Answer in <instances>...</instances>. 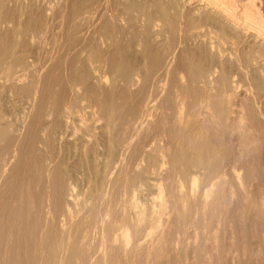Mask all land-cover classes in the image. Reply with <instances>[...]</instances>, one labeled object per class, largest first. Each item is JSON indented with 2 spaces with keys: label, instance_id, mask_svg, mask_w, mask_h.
Instances as JSON below:
<instances>
[{
  "label": "rangeland",
  "instance_id": "1",
  "mask_svg": "<svg viewBox=\"0 0 264 264\" xmlns=\"http://www.w3.org/2000/svg\"><path fill=\"white\" fill-rule=\"evenodd\" d=\"M103 1L105 0H19V1L8 0L7 2L8 6H10L7 16L11 17L12 22L0 28V33H2L0 35H4L3 32L9 31L16 24V22L23 21L22 25L25 26L27 25V32L25 33V36L23 38L22 37L20 38L21 46L20 45L16 46L15 54L17 53L19 54L20 52H23L24 55L26 56L28 60V64L30 65L29 72L33 76L32 82L34 80V84L31 83V85H29L28 88H21L20 91L19 83H21L22 81L19 82L16 81L17 82L16 83L15 81L13 82L12 79L11 78L9 79L8 77L4 79L0 78V128L4 129L3 131L4 133L2 132V134L0 135L1 136L0 137V176L3 174L0 177L2 179V180L0 179V235H1L0 264H15L16 262L18 264H24V263L36 264L34 263L35 261L33 258L36 255L29 254L30 253L29 246L31 243L35 244L38 248L41 247V251L39 252V255H37L39 256L37 258V264H55L54 257L52 256L48 257L46 255V253L49 252V249H51L50 247H53V243H54V241L52 242V237L51 236L49 237L47 227H44L43 222L37 228H34L31 225V219L33 213L36 211L37 208H39V206H41L40 208L42 209L46 208V206H48V200L44 201L45 203L40 204L33 202V200L29 202V200L26 199L27 192L36 193L41 188V185L38 184V182L36 183L38 177L40 178L42 176L41 177L42 180H47L50 177L51 172L49 173V171L50 168L52 167L51 165L53 164V161L60 162L63 172H68V175L66 177L67 180L66 185L68 183V187L70 186L69 188H71V190L74 189L73 190L74 195L76 194L75 197L78 200L77 203L79 204V206L82 205L87 208L89 206H97V212H99V214L101 213L103 216L102 212L104 211L105 207L107 205L109 206L112 205L110 213L112 214L113 217L114 216L117 217L120 214V209L122 207L123 208L126 207V209H128V205L130 206V203H128L129 200L128 196L123 191L122 185H120V180L122 178V175H120L121 177L117 178L118 180L117 185L113 184V182L107 183L108 176L104 175V170L106 168L109 159L106 144L110 138L108 136L110 128L104 122L105 120L99 117L95 108L88 106L87 99L84 98L83 100H81L80 102L81 105L76 112L75 111L72 112L67 117L65 116L59 117V119H57V121L53 124L50 123V120L48 122V119H50L51 109L54 108L55 106L54 103L57 101V97H56L57 95L55 92L56 84L50 82L46 72L48 70L47 67L49 63H53V70L51 77L55 75L56 76L65 75L68 74L70 70L72 71V69L75 68V65L77 63L76 59L78 57L82 61L85 60L86 63H91L92 61H94L95 59L94 57H98L101 60V58H103L107 54L109 55L114 51H118L122 61L131 63L134 68L140 65L141 63L144 64L149 62L150 60L148 58L150 57V59L152 60L154 55H157V53L158 56L160 55L159 56L160 58L162 57L161 58L162 61L165 55L167 54V51L172 49L170 47H172L171 45H173L174 41H176L175 38L177 39L178 36L177 30L179 27L178 24L182 25V22L184 21L187 22L185 19H189V18L180 17V14L182 12L181 11L182 0H176V1L175 0H133V1L117 0V3L119 5V8L117 10H119V12L116 14L115 18L114 16L110 15L111 12L108 13L109 15L99 13L100 9L104 5L110 3ZM187 1H190V5L193 7L196 6L197 4L199 6L202 3L201 0H186L184 2ZM131 2L135 4V7L142 6L145 9L146 14H149L150 16L152 15L151 19L149 20V22H151L150 25L151 26L153 25L152 27L148 25L147 23L148 19L144 15L138 13V11L124 10L125 6ZM174 2L175 4H173ZM245 2L246 0L245 1L235 0V3L238 4L237 8H240L239 6ZM159 4L168 7V16L166 19V21H168L167 23H164L162 20H157L158 19L157 17L155 19L156 9ZM101 5L102 7H99ZM77 6H79L82 10L87 11L86 15H89V13H91V15L88 18L87 22L76 23V26L73 28L71 24H74V22H72V20L70 19V12L74 7ZM13 8L16 9L18 8V9L17 11H13L12 10ZM47 8H51L50 11H48ZM97 8H99V10ZM52 9L54 13H52L53 12ZM169 9H171V11ZM95 10L96 13L98 14L95 13ZM93 11L95 14H93ZM151 12L154 14H152ZM170 13L172 16L170 15ZM143 19L147 22H145ZM171 20H173L172 26L174 29L171 26ZM176 20L178 23L174 24ZM105 22H109L108 24H110L108 25L109 27L107 26V33L110 35L111 39L107 43H99L98 33L100 32V30L102 31V26L105 24ZM157 24L158 27L155 26ZM165 25L168 26L165 29H163ZM174 26L175 27L178 26V27L175 28ZM149 27L152 30H150ZM209 29L210 31H213L212 28ZM164 30H167V32H169L168 35L167 32ZM152 31H153V36H152ZM170 31L172 32V34ZM115 33L117 36H114ZM147 33L149 37L148 35H146ZM154 34L157 35L155 36ZM164 35H166V37ZM146 36L148 37V39L145 38ZM171 36L175 38H172ZM142 39L143 41L144 39H147L148 42H146L147 40H145L144 41L146 42L145 44L143 41H141ZM195 39L184 38L182 40L184 44L181 42L180 44H178L179 46L176 45L173 48V50H175L176 61L179 63L180 60H181L180 62H185L187 61L186 59H188V61L194 60L195 62H197V60L199 61V59L208 60L207 55H209V59L212 58L213 55H215L214 53L217 54V51H219V53H222L221 55L224 56L222 58L226 59L225 61L224 59H222L225 70L230 68V70L229 71L227 70V72L235 73V75L237 74L236 76H238V78L236 77L235 78L236 80L240 81V83L238 81L239 88H241L242 90L241 92H245L246 100L245 99H244L245 101L242 100V102L244 101L242 103L244 105L243 118L245 120L247 117L248 118L247 121H244V119L242 118L241 122L246 125L250 124L251 129L249 130V132H243L244 134L240 133L241 135L239 134V131H235V130L233 131V134L230 133L228 129V125L226 126L227 127L226 130L221 129V127L225 126V124L227 123L229 124L231 122V118L235 114H230L231 117L227 119V123L225 124L223 123L222 125H216L215 123L209 121L210 115H207L205 111L208 110L212 114L213 109L211 110L204 108V104L200 103L202 101L201 96L203 97V95L205 94L204 88L200 86L202 85L201 82H198L193 86L190 85L191 86V87L189 86L190 88L183 89L182 91L184 93L183 96L186 98V103H187L184 111V116H186L185 119H189V121L186 123L187 125L186 124L180 125L175 121V117L173 115L174 112L173 101L169 102L170 106L168 107V109H166L167 111L165 110L166 111L165 113H161L162 109L160 108L159 105L154 104L155 105L154 107V105L152 106L153 102H149L150 103L149 104L150 107H148L149 112L147 115H144L143 118L141 117L143 120L144 119L145 120L140 123L136 122V119H139L138 116L132 118L129 115H125L123 117L124 119L122 122L123 124L122 123L118 124L119 125L118 128L117 126L113 127L114 130L117 132V134L119 133L117 135V138L123 139V143L119 144L118 148H116L117 156L123 158L131 157V159L132 157L134 158V156L138 157L136 159V164H138L137 172H135L136 177L143 180L144 182H151V183H147V185L144 186L147 191L144 190L145 195H142L140 197V199L142 198V200L139 199L140 201L145 202V203L141 202L142 206H147V211L151 213V214L149 213L148 220L144 223V225L140 226V229L141 231L143 230L142 232L144 234V236L143 234H141L142 235L141 237L142 240H145L148 237L145 233L151 232L154 229L153 222L159 220V222L164 223L165 222L164 220L167 217V214L165 213L158 214L156 211H152V209L158 210L157 203H159L160 201V198L157 195L158 185L163 183L166 186V190H168V192H170L171 194L169 197L172 198L170 199L169 203L171 205L173 204V206L175 205L174 207L179 209L178 197L180 194L178 190H180V188L176 184V181L177 179L180 180L182 184L181 186L182 192L190 191L191 185L189 183L188 174L191 173V175H194L196 179V183L192 188L195 194L196 193L200 194L202 191L206 190L207 188L211 190L214 189V191H216L218 194L216 192L213 193L214 199L212 198L210 199L211 201L212 200L213 201L211 202V204L209 203L207 206H205V210L207 211H205L204 207L202 206L201 211L203 213L200 215V217H198V220L201 219V217H204V219L202 218L200 220L202 223L198 221L199 224L198 230L200 233V240L198 242V247L196 248L195 247L193 248L191 246L189 247L188 244L192 240V229L191 228L186 229L184 234V236L187 238L188 241L185 244L187 245L185 247L187 251V252L185 251L186 258L182 260L180 264H206L205 261H207V257L209 253L210 254L213 253L212 255L218 257V259L214 264H231V259L233 254H235L238 257L237 264H264V131H263L264 116L263 114L258 112L259 108L261 109V107H263L262 112L264 111V102L262 101V104L260 105V103L256 101H252L253 100L251 96L252 92H250L247 89L248 87L254 86L259 83H260L259 85H262L264 74H261L263 73V71L260 72L259 70L253 71L252 69L247 73H243V72L241 73L242 70L239 68V66L243 65L242 63L245 62L246 59L249 56H251L253 52V49L250 48L251 47L250 43H248L249 45L248 44L246 45V43H244V44H238L236 46L231 43L233 45L232 46L229 41L228 42L226 40L224 41V39L221 38L219 35H217L215 32L208 33L207 35L203 36V38L199 37L196 40ZM152 40H154L155 42H152ZM144 46H146V48ZM217 46L220 48H218ZM244 46H246V48ZM147 48L149 49L147 50ZM141 49L143 52L140 51ZM204 49L206 50L203 51ZM235 50H238L236 51L237 54L235 53ZM160 53H162L163 56ZM229 54H231V57H229L230 56ZM89 55L91 58L89 57ZM142 58H143V62L141 60ZM216 58L217 56L214 57V60ZM234 59L235 61H233ZM235 67L238 68L240 72L238 71V69L236 70ZM235 70L236 72H233ZM18 71L22 72L23 68L21 67L19 68V66H15L13 68V73L17 74L19 73ZM95 74L98 75L99 73L96 71ZM103 74L105 76L106 82L98 86H100L103 93L105 92L108 93L112 88L109 77L110 75L108 74V72H105ZM44 77L46 78V83L42 87L41 80ZM246 77H248L249 82L248 79H246ZM172 79L173 81H171ZM35 80L37 82H35ZM250 81L252 82L250 83ZM170 82H171V86L170 84H168L169 90L171 94H174L175 91L176 92L178 91V88L181 86L182 83L179 82L177 73L174 72L172 74V76L169 78L168 83ZM38 83L40 84V86ZM120 84H118L116 89H114L115 101L120 106H123V108L130 107L129 105L132 106L134 102H137L136 101L137 94H135V92L137 90V87L139 86V83L136 84L137 86L135 84L131 86L132 87V88L130 87L131 90L130 89L124 90L126 91V93H124V91H122L121 89L123 87L122 82H120ZM118 88L121 90V92ZM243 88L247 90L244 91ZM32 89H34L35 91ZM247 91H249L250 93ZM27 92H29V95H27L28 94ZM54 95L55 97H53ZM28 96L30 97L32 96L33 98L29 99ZM249 100L253 104L248 102ZM39 102L42 105H40ZM250 108H252L253 111L252 109L250 110ZM47 110L49 116L47 115L46 112ZM41 112L43 113V115ZM186 113L187 115H185ZM158 115H159L158 119L160 121H158L157 119ZM257 115L260 118H258ZM36 116L37 117L39 116L38 120L40 122L37 120ZM212 116L214 117V114ZM164 117H166L168 120L166 124L167 126H165L164 129H168L170 127L168 129L170 131L169 132L170 134L168 133L165 134L161 132L163 130L161 127L162 124L160 122L164 119ZM255 117H257L256 119L258 121L255 119ZM62 118L64 119L65 122L63 121ZM200 119L203 120L205 119V120L203 121ZM249 120L251 122H249ZM255 120L259 122V124ZM58 121L60 124L58 123ZM198 121L200 122V125L199 123H196ZM201 124H203V126H201ZM35 125L37 126V129H39L38 131ZM49 125L55 127L51 128L49 127ZM145 125L146 126L148 125L150 127H148L145 130L144 129ZM257 125L259 127L256 128ZM158 126H160L161 129ZM203 127H206L205 129L206 132H204ZM201 128L203 129L201 130ZM51 129H53V131H51ZM219 130L220 132H218ZM49 131H50V135L47 134L49 133ZM197 131L199 132L197 133ZM209 131L211 132V134ZM226 131L228 132L226 133ZM121 132L123 133V135H121ZM202 133H204L205 135L203 134L204 136L202 135L201 137L200 134ZM184 134L186 135L184 136ZM195 134L196 135L199 134L200 136L198 135L199 136L198 137ZM167 135H171V136L168 137ZM47 136L48 137L50 136L51 138L49 137L48 139ZM45 137L48 145L44 144ZM170 137L173 141L170 139ZM126 139L127 140L129 139L131 142L126 141ZM227 141L228 142L231 141V142L228 143ZM14 142L17 143L15 144ZM131 143H133V146H131ZM166 143L167 145L170 144L169 145L170 149L168 151L170 152V154H172V157L175 160L174 164L176 170L173 171L171 170L169 172H165L164 170L160 172V170H158L159 171L158 172L150 168L148 169L147 160L146 159L140 160V157L136 156L138 154L137 150L140 148L139 145L141 144L140 146H144L145 149L151 148L149 149V151L151 150L150 151L151 157L149 156L150 161L152 158H154V156L157 159L161 158V156H156L158 154L157 148L162 147L163 144L166 145ZM243 143H245L246 145ZM32 144L33 146H31ZM85 144L87 145V148L83 147V145ZM216 144H218V146ZM122 146H126V147H122ZM131 147H133V149ZM246 148H248V150H246ZM154 150L156 151L154 152ZM240 151H244L248 153L249 156L247 158L248 160L244 161L241 159L240 155L238 154ZM119 152L122 154L120 155ZM195 152H199L200 154H202L203 164L200 167L196 166V164L195 165L189 164V166L187 167V171L185 172L187 176L183 179L184 172L182 171V167L186 161H191L195 159L196 156ZM219 152H224V154L221 153V155H219ZM213 159H219V169H218V174H216L218 176L217 178L211 179L209 181L204 177V175L206 174L203 173L205 171L201 167H206L210 163L209 160H211L212 162ZM245 164H248V167ZM240 166L241 167L245 166V167L241 168ZM12 168L15 169V172L14 171L12 172ZM249 168H251L252 170L251 173L252 175L249 174L250 176L247 174L248 173L247 170ZM6 172L8 175H6ZM47 176L48 178H46ZM29 179L33 180L32 184L30 185H28ZM3 180L5 182H3ZM214 180H220L221 184L218 183L216 186L211 185ZM102 185L103 187L101 188ZM149 188L151 189L149 190ZM28 189L32 191H29ZM162 198L165 199L164 196H162ZM154 202L156 203V206L154 205L155 204ZM168 208L169 207L167 206L165 210L166 212L168 211ZM190 208L192 209V206ZM9 209H11L10 213L8 212ZM19 211L23 215L20 214ZM25 211L28 214V217L26 216ZM91 211L92 213H94V208H92ZM179 217L180 219L177 218V221L172 219L173 225L170 223L172 229L170 228L171 226L166 227V231H168L170 228L169 233L171 238L176 235L175 231L181 228L182 214ZM185 217L192 219V216L185 215ZM83 218L85 219L86 217ZM178 219L181 221H179ZM110 227H112L113 229H117L118 225L111 224ZM231 231H233V236L231 234ZM215 244L217 245L216 249H214ZM165 246H166L165 249L166 253H164L165 250L163 249V252L160 254V258L157 257L158 259H156L155 264H164L163 261L165 259H166V262L164 261L165 264L175 263L174 261L169 260L170 256L171 259H175V253L170 252L172 251L170 250L172 249V247L169 246V244H166ZM173 254L174 256H172ZM16 256L18 260L16 259ZM29 257H31L30 258L31 260L29 259ZM142 262L139 263L137 259L133 260L134 264H143L144 262L143 263ZM153 263L154 262H151V264Z\"/></svg>",
  "mask_w": 264,
  "mask_h": 264
},
{
  "label": "bare ground",
  "instance_id": "2",
  "mask_svg": "<svg viewBox=\"0 0 264 264\" xmlns=\"http://www.w3.org/2000/svg\"><path fill=\"white\" fill-rule=\"evenodd\" d=\"M15 1H19V0H15ZM105 1L110 2V3L107 5L102 4V5H104L103 7H102V5L99 6V7H102L100 9L99 13L109 15L108 13L111 12L110 15L114 16V18H115L116 14L119 12V10H117L119 8L117 0H109V1L105 0ZM105 1H103V2H105ZM184 1H186V0H182V4L180 2V4L182 5V7H181L182 12L180 14V17H186L189 19H185L187 22H185V21L182 22V25L178 24L179 27L176 26V27H178V30H177L178 33L176 32L178 34L177 39L175 37L171 36L172 38H175L176 41H174L173 45L170 44L172 46L170 48H172V49L168 50L169 52L167 51V54L165 55V57L162 60L163 62L161 61L162 57L160 58L159 57L160 55L158 56V53H157V55H154L152 60L150 59V57L148 58L150 60L149 62L144 63V64L141 63L140 65H138L134 68L131 63L122 61V59L119 55V52L113 50L114 52L110 53L109 55L107 54L106 56L101 58V60L98 57H94L95 59L91 63H86V61L84 60L85 58L83 59L84 61H82L78 57L76 59L77 63L75 65V68L72 69V71L70 70V72H68V74H65V75H60V76L55 75L53 77H51L52 76V70H53V63L48 64V67H47L48 70L46 72H47V75L49 77L50 82L56 84L55 92L57 95L56 96L57 101L56 102L54 101L55 102L54 108L53 109L49 108V109H51V112H50V119H48V122L50 120V123L53 124L57 121V119H59V117H64V116L67 117L72 112H74V111L76 112L81 105L80 104L81 100H83L84 98L87 99L88 106L95 108L99 117L103 118L105 120L104 122L106 123V125L109 126V128H110L109 133L106 132V133H108V136L110 137L109 141H107V144H106L109 159H108L106 168L104 170V175L108 176L107 177L108 178L107 183L113 182V184L117 185V183H118L117 178L121 177L120 175H122V178L120 180V185H122L123 191L128 196V199H129L128 203H130V206L128 205V209H126V207H124V208L122 207L120 209V214L119 215L117 214L118 215L117 217H115V216L113 217L112 214L110 213L112 205L111 206L107 205L105 207L104 211L102 212L103 216L101 213L99 214V212H97V206H89L88 208L85 206H82V205L79 206V204L77 203L78 200L75 197L76 194L74 195V191H73L74 189L71 190V188H69L70 186L68 187V183L66 185V181H67L66 177L68 175V172H63L60 162L53 161V164L51 165L52 167L50 168V171H49V173L51 172L50 177L48 178V176H47L46 177V178H48L47 180H42L41 179L42 176L40 178L38 177V180L36 181V183L38 182V184L41 185V188L36 193L27 192L26 193L27 194L26 199L29 200V202H31V200H33V202L40 203V204L41 203L43 204V203H45L44 201L48 200V206H46V208L42 209V208H40L41 206H39V208H37L36 211L33 213V216L31 219V225H32V227L37 228L43 222L44 227H47L49 237L50 236L52 237V242L54 241V243H53V247H50L51 249L48 248L49 247V245H48L47 248L49 249V252L46 251V252H48V253H46V255L48 257H51V256L54 257V263L55 264H107V263H109V264H134L133 260H135V259H137L139 261V263L143 261L145 264H151V262H154L153 264H155L156 259H158L157 257L160 258V254L163 252V249L164 250L166 249V246H165L166 244H169V246L172 247V249H170L172 251H170V252L175 253V259H171V256H170L169 260L174 261L175 262L174 264H180L181 261L186 258L185 247L187 245H185V244L188 241H187V238L184 236V234H185V231L187 228L192 229V240L188 244L189 247L190 246L193 248L198 247V242L200 240V233L198 230L199 229L198 228L199 227L198 221L200 223H202L200 220L202 218L204 219V217H201V219L198 220V217H200V215L203 213L201 211L202 206L204 207V210H205V206H207L209 203L211 204V202L213 200L211 201L210 199L211 198L214 199L213 193L216 191H214V189L211 190V189L207 188L206 190L202 191L200 194H197V193L195 194L194 190H192V188L194 187V185L196 183V179H195L194 175H191V173H189L188 174L189 183L191 185L190 191L182 192V190H181L182 184H181L180 180L177 179V181H176V184L180 188V190H178L179 194H180L178 197L179 209H177L174 207L175 205L173 206V204L171 205L169 203L170 199H172V198L169 197L171 194H170V192H168V190H166V186L163 183L158 185L157 195L160 198L159 203H157L158 204V210L152 209V211H156L158 214L165 213V214H167V217L165 218L164 223L159 222V220L153 222L154 229L151 232L145 233L148 237L146 239L144 238L145 240H142L141 234H143V232H142L143 230L141 231L140 226L144 225V223L148 220V216H149L150 212L147 211V206H142L141 202H143V201H140V200H142V198L140 199V197L142 195H145L144 190H146V189L144 186H146L147 183H151V182H144L143 180L136 177L135 172H137V166H138V164H136V159L138 157L134 156V158L132 157V159H131V157H129V158L124 157L123 158V157L117 156L116 148H118L119 144L123 143V139L117 138V135L119 133L117 134V132L114 130L113 127L117 126V128H118V126H119L118 124L123 122V120H124L123 117L125 115H129L132 118L135 116L136 117L138 116L139 119H136V122L137 123L143 122L145 120V119L144 120L142 119L143 116L147 115L149 112L148 111V107H150L149 102H153L152 106L154 104L159 105L160 108L162 109L161 113H165L167 111L166 109H168V107L170 106L169 105L170 101H173V103H174L173 115L175 117V121L177 123H179L180 125L186 124L189 121V119H185L186 116H184V111H185L187 103H186V98L183 96L184 93L182 91H183V89L190 88L194 84L201 82L202 85H200V86H202L204 88L205 94L202 93L204 95H203V97L201 96L202 101L200 103L204 104V108L211 109V110L213 109L212 114L208 110L205 111V113L207 115H210L209 121H211L212 123H215L216 125H222L223 123L224 124L227 123V119L229 117H231L230 114H235L231 118V122L229 124L228 123L225 124V126L221 127V129L226 130V128H227L226 126L228 125L229 132L232 134H233L234 130L239 131V134L243 133V132H249V130L251 129V127H250L251 125L249 123H248L249 125H246V124L241 122V120L243 118V112H244L243 111L244 105L242 103L246 100L245 99L246 98L245 92H241L242 90H241V88H239V84H238L239 80H236V78H238V76H236L237 74L235 75V73L227 72V70L229 71L230 68L225 70V68L223 66V60H222V59H224V58H222L224 56L221 55L222 53H219V51H217V54L214 53L215 55H213V57L210 59H209V55H207L208 60L207 59H203V60L199 59V61L197 60V62H195L194 60L188 61V59H186L187 61L180 62L181 61L180 60L178 63L176 61L175 50H173V48L176 45L179 46L178 44H180L184 38H191V39L192 38L197 39L199 37L203 38V36L207 35L208 33L215 32L217 35H219L221 38H223L224 41L225 40L227 42L229 41L230 44L232 43L235 46L238 44L246 43V45H247L248 43H250L251 44L250 48L253 49V52H252L251 56H249L247 59L245 58L246 61L242 63L243 65L239 66V68L242 70L241 73L242 72L247 73V72L251 71V69H252L253 71H257V70H259V72L263 71V73H261V74H264V0H246L245 3H243L242 5L239 6L240 8H237L238 4L235 3V0H201L202 3L199 6L197 4L194 7L190 5V1H187V2H184ZM237 1H239V0H237ZM241 1H243V0H241ZM7 2H8V0H0V28H2V26L7 25L8 23L12 22L11 17L7 16L8 10L10 9V6H8ZM173 4H175V2ZM192 4H194V3H192ZM174 6H177V5H174ZM134 7H135V4L133 2H131L125 6L124 10H136V11H138V13L144 15L148 19V22L144 20L145 18L143 20L145 22H147L148 25H150L151 22H149V20L151 19L152 15L150 16L149 14H146L145 9L142 6H137L135 8ZM171 7H169V8H171ZM17 9L13 8L12 10L17 11ZM47 9H48V11H50L51 8H47ZM97 9L99 10V8H97ZM96 10H95V13H96ZM169 10L171 11V9H169ZM52 11H53V9H52ZM136 11H135V13H136ZM178 11H180V10H178ZM260 12H262V13H260ZM52 13H54V11ZM86 13H87V11L82 10L79 6L74 7L72 9V11L70 12V19L72 20V22H74V24H71L73 28L76 26V23L88 21V18L90 17L91 13H89V15H86ZM95 13L93 11V14H95ZM154 13H155V11H154ZM154 13H152V14H154ZM96 14H98V13H96ZM128 14H129V11H128ZM170 15H171V13H170ZM167 16H168V7H166L162 4H159L157 6V9H156L155 19L157 17L158 18L157 20H162L164 23H167L168 22V21H166ZM22 22H16V24L9 31H5V32H3L4 35H0V78L4 79V78L8 77L9 79L11 78L13 82L14 81L15 82L16 81H18V82L22 81L21 83H19L20 84V86H19L20 91H21V88H28L29 85H31V83L34 84V80L32 82L33 76L29 72L30 71V69H29L30 65L28 64V60H27L26 56L24 55L23 52H20L19 54L18 53L15 54L16 46L20 45V43H21L20 38L21 37L23 38L25 36V33L27 32V25L26 26L22 25ZM172 22H173V20H171V26L173 25ZM32 23H33V21H32ZM108 23L109 22H105V24L102 26V31L100 30V32L98 33L99 43H107L111 39L110 35L107 33V26L110 25ZM177 23L178 22L176 20V22L174 24H177ZM143 25H144V23H143ZM152 26L150 25V27H152ZM155 26L158 27V24ZM167 26L165 25V27L163 29H165ZM150 27H149V29H150ZM172 28H173V26H172ZM209 28H212L213 31H210ZM150 30H152V29H150ZM157 30H158V28H157ZM153 31H154V28H153ZM153 31H152V36H153ZM164 31L167 32V30H164ZM157 32H159V31H157ZM168 33L169 32H167V35H168ZM0 34H2V33H0ZM171 34H172V32H171ZM146 35H148V33ZM160 35H162V34H160ZM114 36H117L116 33L114 34ZM164 36L166 37V35H164ZM29 37H31V36H29ZM148 37H149V35H148ZM148 37L146 36L145 38L148 39ZM147 39H144V41ZM141 41H143V39ZM143 42H142V44H143ZM146 42H148V40ZM146 42H144V43L146 44ZM152 42H155V41L152 40ZM149 43H150V41H149ZM23 45H25V44H23ZM137 45H139V44H137ZM159 46H160V43H159ZM144 47L146 48V46H144ZM221 47H222V45H221ZM244 47L246 48V46H244ZM218 48H220V47H218ZM116 49H117V47H116ZM142 49H144V48H142ZM142 49L140 51H142ZM148 49L149 48H147V50ZM205 50L206 49H204L203 51H205ZM96 51H98V50H96ZM236 51H238V50H235V53L237 54ZM90 52H92V51H90ZM160 54H162V53H160ZM205 55H206V53H205ZM229 55H230L229 57H231V54H229ZM162 56H163V54H162ZM216 56H217V58L214 60V57H216ZM89 57H90V55H89ZM92 57H93V55H92ZM234 57H235V55H234ZM245 57H246V55H245ZM143 58L141 59L142 62H143ZM164 59H165V62H164ZM225 60L226 59H224V61ZM240 60H243V59H240ZM38 61H40V60H38ZM233 61H235V59ZM227 63H228V61H227ZM15 66H19V68L20 67L23 68V71L22 72L18 71L19 73H17V74L13 73V68ZM237 69L238 68H236V70ZM42 70H43V68H42ZM236 70L233 72H236ZM96 71L99 73L98 75L95 74ZM238 71L240 72L239 69H238ZM48 72H49V74H48ZM105 72H108V74L110 75L109 77H110L111 87H112L108 93H106V92L103 93L100 86H98V85H102L104 82H106L105 76L103 74ZM174 72L177 73L178 80H179V82H182V83H181V86L178 88V91L177 92L175 91L174 94H171L170 90H169V85H168V84H170V86H171V82L168 83V81ZM248 76H249V73H248ZM243 78H244V76H243ZM25 79H26V81H25ZM246 79H248V77H246ZM171 81H173V79ZM183 81H184V83H183ZM35 82H37V81L35 80ZM120 82H122V85H123V87L121 88L122 91L128 90V89L131 90V88H132L131 86L139 83V86L137 87V90L135 92V94H137V97H136L137 102H134V104L132 106L129 105L130 107L123 108V106H120L115 101V97H114V95H115L114 91L115 90L114 89H116V87L118 86V84H120ZM248 82H249V79H248ZM251 82L252 81H250V83ZM45 83H46V78L44 77L41 80L42 87L45 85ZM239 83H240V81H239ZM250 83H248V84H250ZM259 84L248 87L247 89L250 92H252V94H253V95L251 94L252 99H253L252 101H256V102L260 103V105H261L262 101L264 102V78L262 81V85H259ZM35 85H37V84H35ZM39 86H40V84H39ZM35 87H37V86H35ZM34 89H32V90H34ZM247 89L243 88L244 91ZM47 90H48V88H47ZM174 90H175V88H174ZM41 91H43V90H41ZM249 91H247V92H249ZM120 92H121V90H120ZM27 93H28L27 95H29V92H27ZM124 93H126V91H124ZM28 97H29V99L33 98L32 96L31 97L28 96ZM53 97H55V95ZM242 100H244V101L242 102ZM248 102H250V100ZM250 103L253 104L252 102H250ZM35 104H34V106H35ZM40 105H42V104L40 103ZM154 107H155V105H154ZM210 107H212V108H210ZM250 107H251V105H250ZM156 108H157V106H156ZM248 108H247V111H248ZM262 108L263 107H261V109L259 108L260 111L258 110V112H260L264 116V111L262 112V110H263ZM39 109H40V107H39ZM251 109L252 108H250V110ZM41 110H42V108H41ZM252 111H253V109H252ZM42 112H43V110H42ZM46 112L48 115L49 114L48 110ZM247 113H249V112H247ZM247 113H244V114H247ZM254 113H255V111H254ZM213 114H214V117L212 116ZM42 115H43V113H42ZM185 115H187V113ZM38 117H37V120H38ZM257 117H258V115H257ZM257 117H255V119ZM158 118H159V115H158L157 119ZM205 118H206V116H205ZM247 118H246V120L243 118L244 121H247ZM250 118H251V116H250ZM258 118H260V117H258ZM157 119H156V121H157ZM200 120H203V119H200ZM63 121H64V119H63ZM158 121H160V120L158 119ZM146 122H147V120H146ZM167 122H168L167 118L164 117V119L160 122L162 124L161 127H162L163 131H161V130H158V131H161L165 134H167V133L170 134L169 133L170 131L168 130L170 127L169 128L167 127L168 129H164L165 126H167L166 125ZM249 122H251V121L249 120ZM50 123H48V124H50ZM58 123H59V121H58ZM196 123H199V125H200L199 121ZM257 123L259 124V122H257ZM261 124H263V123H261ZM38 125H41V124H38ZM208 125H210V124H208ZM234 125H235V127H234ZM255 125H256V123H255ZM201 126H203V124H201ZM49 127L52 128L55 126L49 125ZM148 127H150V126L145 125L144 129L146 130ZM158 127L161 129L160 126H158ZM257 127H259V126L257 125L256 128ZM203 128H201V130L203 129L204 132H206L205 131L206 127H203ZM216 128H214V129H216ZM36 129H37V126H36ZM38 130L39 129H37V131ZM209 130H210V128H209ZM3 131H4V129L0 128V135L2 134ZM51 131H53V129H51ZM148 131H149V129H148ZM198 132L199 131H197V133ZM218 132H220V130ZM227 132L228 131H226V133ZM42 133H43V130H42ZM176 133H177V131H176ZM47 134L50 135V131ZM165 134H162V135H165ZM175 134H174V136H175ZM203 134L204 133L200 134L201 137ZM210 134H211V132H210ZM121 135H123L122 132H121ZM185 135L186 134H184V136ZM198 135H196V136H198ZM167 136L169 137L171 135H167ZM49 137L47 136L48 139H49ZM206 137H208V136H206ZM42 139H41V141H42ZM170 139H171V137H170ZM170 139H168V140H170ZM44 140H43L44 144L46 145L47 144L46 137ZM126 141H130V140L126 139ZM231 141H229V142L227 141V142L230 143ZM17 142H20V141H17ZM164 142H165V140H164ZM211 142H210V145H211ZM167 143H166V145L163 144L162 147L157 148L158 154L156 156H161V158L157 159L154 156V158H152L150 161L149 156L151 157V155H150L151 150L149 151V149H151V148L145 149L144 146H140L141 144L139 145L140 148L137 150L138 154L136 153L137 155L136 154L135 155L139 156L140 160H144V159L147 160V163H148L147 168L148 169L150 168V169L155 170V171L160 170V172L162 170H164L165 172H169L171 170L172 171L176 170V167L174 164L175 160L172 157V154H170V152L168 151L170 149V147H169L170 144L167 145ZM172 144H173V142H172ZM175 144H176V142H175ZM243 144H245V143H243ZM243 144H241V145H243ZM216 145L218 146V144H216ZM31 146H33V144ZM126 146H122V147H126ZM131 146H133V143H131ZM212 146H214V145H212ZM247 146H249V145H247ZM83 147L87 148V145L85 144V145H83ZM145 147H146V145H145ZM15 148H16V146H15ZM91 148H92V146H91ZM131 148L133 149V147H131ZM11 149H12V147H11ZM246 150H248V148H246ZM155 151L156 150H154V152ZM236 151H237V148H236ZM195 153H196L195 159H193L191 161H186L182 167V171L184 172L183 179L187 176L185 172L187 171V167L189 166V164L190 165L196 164V166H198V167H200L203 164L202 154H200L199 152H195ZM221 153L224 154V152H219V155H221ZM242 153H244V154H242ZM121 154L122 153H120V155ZM152 154H153V152H152ZM238 154L240 155L242 160H244V161L248 160L247 158L249 156H248L247 152L240 151ZM249 154H251V153H249ZM235 155H236V152H235ZM235 155H233V156H235ZM209 161H210V163L206 167H201V168L204 169V171H205V172H203L204 174H206V175H204V177L210 181L211 179L217 178V176H218L216 174H218L219 159H213L212 162H211V160H209ZM167 164H168V166H167ZM245 165H247V167H248V164H245ZM11 167H12V165H11ZM145 167H146V165H145ZM244 167L245 166H242L241 168H244ZM16 170H17V168H16ZM13 171L15 172V169L12 168V172ZM247 172H248L247 173L248 175L249 174L252 175L251 174L252 173L251 168H249L247 170ZM6 175H8L7 172H6ZM249 178H251V177H249ZM252 178H253V176H252ZM32 181L33 180L29 179L28 185L32 184ZM3 182H5V181L3 180ZM218 183L221 184L220 180H214L211 185L216 186ZM2 185H4V184H2ZM102 187H103V185L101 186V188ZM150 189L151 188H149V190ZM29 191H32V190H29ZM101 194H103V193H101ZM149 194H150V192H149ZM162 196H164L165 199H163ZM107 198H108V196H107ZM219 202H221V201H219ZM143 203H145V202H143ZM108 204H109V202H108ZM213 204H214V202H213ZM154 205L156 206V203ZM167 206L169 208H168V211L166 212L165 210H166ZM191 206H192V209L190 208ZM151 207H154V206H151ZM29 208H30V206H29ZM92 208H94V213H92V211H91ZM148 209H149V207H148ZM10 210L11 209H9V211H8L9 213L11 212ZM20 211H19V213H20ZM26 211H27V209H26ZM26 211H25V213H26ZM205 211H207V210H205ZM205 211H204V213H205ZM20 214H22V213H20ZM181 214L183 217V218L181 217V219H182L181 228L176 230L175 231L176 235L171 238L169 230H170V228L172 229V226H171L172 219L177 221V218L180 219L179 216ZM185 215L186 216H192V219L185 217ZM26 216L28 217L27 213H26ZM83 217H86V218L84 219ZM22 218H23V216H22ZM179 221H181V220H179ZM7 223H8V221H7ZM111 224L118 225V228L113 229L112 227H110ZM4 225H6V224H4ZM166 227H170L168 231H166ZM2 228H5V227H2ZM231 234L233 236V231H231ZM18 235H19V233H18ZM25 235H26V233H25ZM143 236H144V234H143ZM0 237H1V235H0ZM216 248H217V245L215 244L214 249H216ZM48 249H46V250H48ZM29 251H30L29 254L36 255L33 258L35 261L34 263L37 264V258L39 257L37 255H39V252L41 251V247L38 248L35 244L31 243L29 246ZM216 252H218V251H216ZM164 253H166V250ZM26 254H27V252H26ZM212 254L213 253H211V254L209 253V255L207 257V261H205L206 264H214L216 262V260L218 259V257H216ZM216 255H218V254H216ZM22 256H24V255H22ZM172 256H174V254ZM30 258L31 257H29V259ZM161 258H163V257H161ZM16 259H17V256H16ZM164 261L166 262V259ZM164 261H163V263L165 264ZM237 263H238V257L235 254H233L232 259H231V264H237Z\"/></svg>",
  "mask_w": 264,
  "mask_h": 264
}]
</instances>
